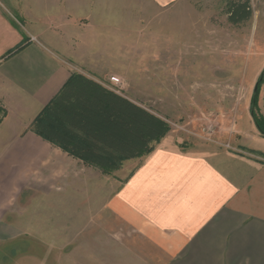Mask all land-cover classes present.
<instances>
[{
	"label": "crops",
	"instance_id": "crops-1",
	"mask_svg": "<svg viewBox=\"0 0 264 264\" xmlns=\"http://www.w3.org/2000/svg\"><path fill=\"white\" fill-rule=\"evenodd\" d=\"M177 1L0 0V264H20L12 243L20 234L77 237L26 244L30 264H264L261 135H247L254 152H240L167 133L149 153L123 161L115 179L106 177L103 195L68 197L70 181L82 180L81 160L30 129L72 73L89 77L71 61L114 58L107 45L122 41L124 27L151 17L161 28ZM52 189L56 195L21 196ZM22 208L19 234L13 218ZM114 218L121 227H112ZM50 250L63 254H30Z\"/></svg>",
	"mask_w": 264,
	"mask_h": 264
},
{
	"label": "rangeland",
	"instance_id": "rangeland-1",
	"mask_svg": "<svg viewBox=\"0 0 264 264\" xmlns=\"http://www.w3.org/2000/svg\"><path fill=\"white\" fill-rule=\"evenodd\" d=\"M231 1L238 0L177 1L161 28L153 27L151 17H145L140 26L124 27L122 30L128 34L119 38L122 41L115 42L114 38L107 45L114 58L71 62L76 70L165 120L169 135H193L189 138L204 143L215 139L230 150L254 152L248 146L247 135H261L254 120L264 119L258 101L264 100V74L257 87L256 104L252 101L254 87L264 69V0H248L252 12L249 21L235 26L227 20ZM106 71L110 73L104 76ZM81 165L82 180L70 181L69 189L64 191L68 197L86 195L90 189L95 196L103 195L104 179L108 176L115 179L117 175V170L106 174L95 167L87 169L92 166L83 161ZM26 191L21 193L22 197L56 195L53 189L45 193ZM23 211L20 209L13 218L19 234L24 231ZM33 221L27 222L33 225ZM112 221V227H121L117 219ZM104 226L103 221L97 222V227ZM52 231L55 232L49 230ZM15 238L12 243L19 250L20 264H30L21 251L26 244H71L77 237L20 234ZM30 254L56 257L63 253L50 250ZM52 261L56 264L55 258Z\"/></svg>",
	"mask_w": 264,
	"mask_h": 264
},
{
	"label": "trees",
	"instance_id": "trees-1",
	"mask_svg": "<svg viewBox=\"0 0 264 264\" xmlns=\"http://www.w3.org/2000/svg\"><path fill=\"white\" fill-rule=\"evenodd\" d=\"M227 20L238 25L251 15L249 1H231ZM15 46L8 55L20 50ZM253 105L256 104L258 85ZM4 112L0 114V121ZM255 126L264 136V119ZM168 123L81 73H72L55 97L31 122L35 135L61 148L76 159L110 174L123 161L149 153L168 132Z\"/></svg>",
	"mask_w": 264,
	"mask_h": 264
}]
</instances>
